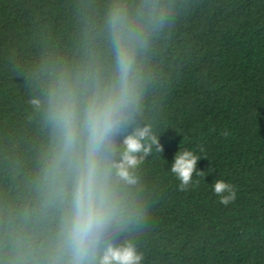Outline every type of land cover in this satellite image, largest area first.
<instances>
[{
  "label": "trees",
  "instance_id": "16d2710c",
  "mask_svg": "<svg viewBox=\"0 0 264 264\" xmlns=\"http://www.w3.org/2000/svg\"><path fill=\"white\" fill-rule=\"evenodd\" d=\"M114 2L0 0V262L53 227L36 179L48 144L42 111L50 73L90 55L107 61L104 22ZM169 11L142 53L138 122L161 126L129 190L146 211L137 229L144 264H264V0H159ZM187 147L210 174L186 191L168 170ZM202 150V151H201ZM211 170V171H210ZM237 189L228 206L211 184Z\"/></svg>",
  "mask_w": 264,
  "mask_h": 264
},
{
  "label": "clouds",
  "instance_id": "9594fccd",
  "mask_svg": "<svg viewBox=\"0 0 264 264\" xmlns=\"http://www.w3.org/2000/svg\"><path fill=\"white\" fill-rule=\"evenodd\" d=\"M168 15L159 0L131 7L114 2L104 22L107 61L97 53L74 68L54 69L44 99L31 101L49 129L36 185L53 227L39 248L24 242L10 264H144L136 237L147 213L129 190L163 146L161 126L137 120L143 113L141 56ZM200 159L187 147L175 153L168 170L180 191L199 183L194 175L210 174L197 170ZM210 187L222 205L236 200L237 189L224 179Z\"/></svg>",
  "mask_w": 264,
  "mask_h": 264
}]
</instances>
